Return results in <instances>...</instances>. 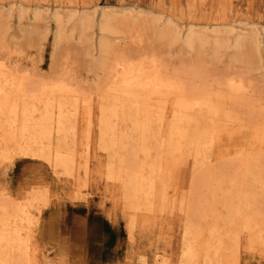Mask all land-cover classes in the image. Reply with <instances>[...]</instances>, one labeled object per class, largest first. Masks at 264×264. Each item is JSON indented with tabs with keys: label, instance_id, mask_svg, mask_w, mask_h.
Masks as SVG:
<instances>
[{
	"label": "bare ground",
	"instance_id": "obj_1",
	"mask_svg": "<svg viewBox=\"0 0 264 264\" xmlns=\"http://www.w3.org/2000/svg\"><path fill=\"white\" fill-rule=\"evenodd\" d=\"M54 17L59 35L62 16ZM88 18H78L79 37ZM129 19L123 18L125 26ZM114 22L102 11L96 25L97 66L106 74L96 90L86 92L59 75L34 78L0 61V164L37 159L53 177V189L66 184L75 196L81 188L75 179L89 175L95 121L106 182L124 204L131 236L155 216L177 221L175 261L130 264H235L241 248L264 253V99L253 91L249 67L208 74L207 65L182 63L170 74L155 53L116 55L107 36L116 31ZM185 30L180 39L188 48L207 37ZM176 33L157 35L176 39ZM261 34L264 47V27ZM241 37L231 43L238 59L245 41L260 43L259 36L244 43ZM218 38L216 49L227 45ZM32 190L30 198L0 196V264H37L30 206L42 196Z\"/></svg>",
	"mask_w": 264,
	"mask_h": 264
},
{
	"label": "rangeland",
	"instance_id": "obj_2",
	"mask_svg": "<svg viewBox=\"0 0 264 264\" xmlns=\"http://www.w3.org/2000/svg\"><path fill=\"white\" fill-rule=\"evenodd\" d=\"M102 11L115 21L116 31L107 36L116 55L155 53L170 74L182 63L207 65L208 74L244 69L247 65L253 91L264 99V47L260 35L264 0H0V61L34 78L59 75L86 92L96 90L106 75L97 66V22ZM137 12L142 18L133 16ZM83 13L90 22L82 38L77 21ZM54 15L62 16L59 35ZM125 17L130 18L131 26H125ZM187 27L195 35L206 33L207 37L188 48L180 39ZM163 29H174L179 34L176 39L157 35ZM237 33L243 43L251 35L260 39V43H249L250 46L245 41L239 59L231 45ZM215 38L226 40L227 45L217 50ZM95 124L93 121L88 148L89 175L82 178L81 174L82 179H75L81 185L75 196L66 184L56 182L59 186L53 189V177L37 159L16 158L10 164H0V196L30 198L33 188L39 189L42 196L30 206L37 264H130L141 258L175 261L176 218L155 216L143 232L136 230L131 236L124 204L106 182V160L97 149ZM78 143L82 151L81 136ZM96 156L101 157L102 164L97 163ZM99 172L101 175H97ZM235 264H264V253L257 247L241 248Z\"/></svg>",
	"mask_w": 264,
	"mask_h": 264
}]
</instances>
